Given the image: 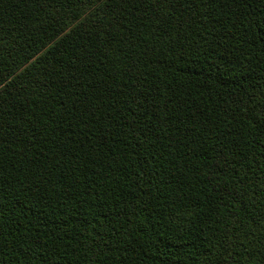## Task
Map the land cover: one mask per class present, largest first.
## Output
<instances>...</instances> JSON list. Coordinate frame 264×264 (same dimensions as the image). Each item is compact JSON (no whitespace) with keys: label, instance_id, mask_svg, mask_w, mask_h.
<instances>
[{"label":"trees","instance_id":"16d2710c","mask_svg":"<svg viewBox=\"0 0 264 264\" xmlns=\"http://www.w3.org/2000/svg\"><path fill=\"white\" fill-rule=\"evenodd\" d=\"M0 264H264V0H0Z\"/></svg>","mask_w":264,"mask_h":264}]
</instances>
